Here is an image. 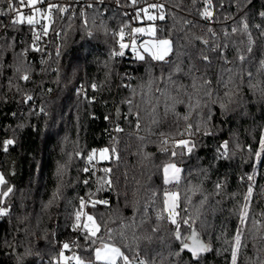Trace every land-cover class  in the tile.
I'll return each instance as SVG.
<instances>
[{"label":"trees","instance_id":"16d2710c","mask_svg":"<svg viewBox=\"0 0 264 264\" xmlns=\"http://www.w3.org/2000/svg\"><path fill=\"white\" fill-rule=\"evenodd\" d=\"M115 1L127 3V0H103L94 4L95 11L87 9L92 36L82 30L80 19H74L68 27L67 17L64 20L54 17V27L63 28L67 36L58 39L50 29L42 41L47 45L44 52L31 50L32 34L26 24L11 23L9 35L0 39V172L15 190L8 205L10 215L0 218V264H49V261L55 264L64 242L84 243L72 230L73 212L77 197L96 192L98 185L91 181L87 186L83 184L86 174L80 169L85 161L74 153L80 151L83 156L104 146L117 149L118 161L100 163L113 167L118 180L111 192L97 193V198L110 201L109 206L86 209L98 222L102 221V231L105 226L119 230L122 224L139 218L154 192L179 191L182 197H191L194 205L202 195H207L209 201L202 210V218L208 225L203 238L213 250L203 254V264H228L229 253L218 254L223 245L217 236L227 230L230 237L239 223L232 196L246 191L240 177L252 174L254 167L253 154L246 149L249 145L256 147L264 136V34H259L255 27L264 25L260 16L264 0H239V4L238 0H213L211 21H204L198 14L202 0L196 5L192 0H165L171 15L165 21L155 22L157 35L172 34L179 39L182 49L179 58L174 51L170 57L173 64L169 65L140 62L130 52L129 56L110 57V52L118 48L111 33L124 25L130 30L137 23L136 19L121 14L114 6ZM76 7L77 12L84 10ZM0 11L7 12V0L0 3ZM93 16L95 25L91 23ZM244 17L252 38L249 39V30L243 29V25L231 36L224 52L231 61L228 65L231 72L224 71L211 47L223 39L210 41L206 50L199 42L190 44L185 35L190 31L201 36L212 28L222 38L225 30L230 32L234 21ZM186 21L191 24L185 26ZM26 48L29 50L25 51ZM201 54L212 59L210 66L202 62ZM241 55L245 57L243 64L239 61ZM175 63L181 64L183 72L174 75L175 85H168L160 78L167 77ZM190 70V75L184 74ZM24 74L30 76L29 81L20 79ZM249 74L252 79H248ZM193 76L199 77L195 84ZM153 77L156 81L149 91L148 82ZM229 78L225 97L223 81ZM93 83L98 85L96 90L91 89ZM78 85L94 98L91 103L78 94ZM157 88L163 89L165 96ZM25 95H31L34 103H24ZM128 101L132 102L131 109ZM219 103L225 104L224 109L219 108ZM190 104L194 105L191 110ZM40 107L46 109V114H29L39 113ZM137 112L141 117L139 130ZM115 125L123 131L113 133L111 127ZM189 126L195 133L191 137L186 131ZM13 138L15 144L4 152L2 142ZM188 138L196 141V147L190 156L177 157L176 162L183 169L181 182L165 185L162 166L170 162L173 142ZM165 139L167 145L163 144ZM225 140L229 141L230 155L220 159L217 147ZM61 166L64 170L58 176ZM255 167L257 187L251 207L254 218L259 220L264 215V189H261L264 167L258 164ZM217 180L225 181L226 188L224 194L213 196ZM57 188L60 196L49 205ZM148 214L154 222L151 208ZM168 227L163 225L161 237ZM135 231L139 240L133 244L129 232L123 244L132 246L133 253L138 245L142 256L160 264L158 254L167 256L168 251L162 240L144 239L151 235L147 223ZM245 236L247 248L242 249L239 264H264V243L259 240L264 232H258L257 226L250 224ZM176 247V242H172V248ZM18 257L22 260L18 261ZM182 259L184 264H190V255L184 254Z\"/></svg>","mask_w":264,"mask_h":264},{"label":"snow or ice","instance_id":"6c2138e0","mask_svg":"<svg viewBox=\"0 0 264 264\" xmlns=\"http://www.w3.org/2000/svg\"><path fill=\"white\" fill-rule=\"evenodd\" d=\"M78 0H71V3L64 4L62 2H55V0H7V11L15 13L12 18V25L26 24L32 33L31 50L37 52H44L42 41L49 35L51 29L55 33L56 37L63 38L67 36V32L61 28L54 27L55 20H64L67 17L68 27H71L74 19H80L82 30L87 33L88 36H92L93 32L89 28V16L87 9L93 8L94 4L103 0H93L92 3H87L85 0L84 10L77 12L73 7V4ZM198 0H192L193 5H196ZM0 3H5V0H0ZM16 3L19 4V8L16 7ZM130 4L134 7L135 19L145 26L133 27L130 30L128 25L122 26L118 31L112 32L111 35L118 45L110 52V57H123L126 55V50H130L135 56V59L140 62L148 63V61H155L161 64H173L170 57L175 51L177 58L181 55L182 49L179 43V39L169 34L167 37L163 35L158 36V29L156 27V21H165L166 16H170L171 12L167 10L165 0H130ZM203 7L199 10L198 14L204 21H211L214 18V3L213 0H202ZM239 4V0H238ZM43 5V7H40ZM24 8L30 9L29 14L23 12ZM7 13L0 11V15H6ZM261 18H264V12L260 13ZM246 17L234 21L231 26L230 32L225 30L223 37L219 36L212 28H208L205 32H202L201 36H195L189 32L185 35L188 36L189 43L195 44L199 42L204 49L210 48V41H221L212 45L216 52L217 58L222 63L225 72H231V67L228 65L231 61L224 55L225 50L231 43V36L234 35L240 25H243V29L249 30V25L246 22ZM91 23L96 24L95 16L92 17ZM191 24V21H186L185 26ZM102 27H105L101 25ZM259 30V34H264V25L255 26ZM160 33L163 29H159ZM107 34V33H106ZM207 36V39L205 38ZM147 37V39H145ZM251 32L249 30V39L251 40ZM29 49L26 48L25 51ZM183 51H187L183 49ZM56 56L59 58L60 49L57 48ZM201 60L206 65L212 64V59L208 55L201 54ZM241 64L245 62V57L241 55L239 57ZM151 67V65H149ZM184 73L185 75H190ZM183 68L180 63H175L173 71L169 72L167 77H161L166 84L175 85L176 80L174 75L182 73ZM199 77L193 76V83ZM252 75L249 74L248 79H252ZM24 81H29L30 76L24 74L20 77ZM156 78H151L148 82L149 91H152L151 85L155 83ZM230 81H223L225 88L224 96H228V83ZM207 83L210 84L208 81ZM183 87V85H181ZM98 85L93 83L91 85L92 90H96ZM156 91L161 96H165L163 89L157 88ZM80 95L91 103L94 98L89 97L83 87L79 89ZM219 89H217V99H219ZM2 99V97H0ZM24 103L33 102L31 95L24 96ZM151 102V99H149ZM130 109L132 108V102L128 101ZM175 100L173 99L172 108L174 109ZM220 109H224L225 104H218ZM194 105H189L190 110ZM165 110H169L167 100L165 101ZM30 115L46 114V109L40 107L39 113L30 112ZM212 116V112H209V119ZM137 129L139 130L141 119L139 112L136 113ZM187 119V117H185ZM22 127V125H21ZM115 132L123 131L122 128L117 126L114 129ZM188 136L191 137L195 133L191 126L186 129ZM210 134V133H207ZM15 139H6L2 142V150L7 152L9 147L15 144ZM164 145L168 144V140L163 141ZM196 147V141L191 138L188 139H176L173 142V150L169 152V163L162 166V177L165 185H179L182 179L183 169L178 166L176 160L178 156H190ZM235 147H238L235 146ZM166 150L165 148L163 149ZM253 154V172L252 174H244L240 177L242 185H246V191L243 194H233L232 199L236 202L234 215L238 218V225L229 237L227 230L222 231L218 240L222 241V247L218 250V254L223 255L229 253L228 264H239V258L242 249L247 248V239L245 232L250 224L257 226L258 232H264V215L257 220L252 214V203L254 192L256 191L255 176L257 168L255 165L264 167V136H261L256 147L249 145L246 149ZM75 157L82 158L85 161V166L80 169L81 172L86 174V178L83 179L85 186L89 185L90 181L98 185L96 192H87L85 196L77 197L78 204L73 212L72 230L84 241L83 244L78 241H69L62 244V250L59 252L55 264H156V260H149L141 255V250H137L133 253L132 246L124 245L123 241L128 239V233H132L133 244L139 240L137 237L136 229H140L146 223L148 224L151 235L144 237V239L151 241L153 237L161 239L164 243L167 251V256L158 254L160 264H184L183 255H190V264H203V254L211 252L213 249L210 243L206 242L204 237L207 221L203 219V209L208 204L209 196L202 195L197 204L192 203V199L189 196H181L179 191H173L166 189L159 194L153 193L152 199L148 205L145 206L144 213L139 218H132L129 222L122 224L119 230H113L107 228L102 231V221L98 222L96 216L86 209H96L97 206H109L110 201L104 198H97L98 192H111L114 187V183L118 180L115 176L114 169L111 166H98L102 161H118L119 155L117 149L113 147H104L101 149H93L87 154L83 155L80 151L74 153ZM230 155L229 141L225 140L221 142L217 147V156L220 159H227ZM64 166L58 169V176L63 172ZM204 178L207 179L206 171ZM226 188V182L217 180L214 182L213 196H220L224 194ZM264 189V186H261ZM197 191H202L197 189ZM15 195L14 188L9 184L3 173H0V218L10 215L9 204L11 198ZM60 196V189L57 188L52 194V199L48 202L49 205L53 204ZM240 196V199H237ZM46 205L45 207H47ZM148 208H151L155 213L154 222L152 217L148 214ZM139 211V209H138ZM139 219V222H137ZM169 225L164 237L159 234L163 229V225ZM171 238L170 240L168 238ZM259 240L264 243V236H260ZM172 242H176L177 247L172 248ZM78 250V251H77ZM65 252H69L70 255H65ZM22 260V257H18V261ZM52 264V261H49Z\"/></svg>","mask_w":264,"mask_h":264},{"label":"built area","instance_id":"2783aa9c","mask_svg":"<svg viewBox=\"0 0 264 264\" xmlns=\"http://www.w3.org/2000/svg\"><path fill=\"white\" fill-rule=\"evenodd\" d=\"M55 2H62L64 4H69V3H71V0H55ZM92 2H93V0H87V3H92ZM76 6H79L81 9H84L85 0H78L77 3L73 4V7L77 10ZM114 6H115V8H118L120 10L122 15L135 19L134 7L130 4V0H127V3H124V4L120 3L119 1H115ZM16 7L19 8L20 6L18 5ZM40 7H43V5H41ZM23 12L26 14V13L30 12V9L24 8ZM6 13H7L6 15H3L0 17V39L5 38L9 35L10 24H11L13 16L15 15V13H11L8 11ZM30 33H31V31H30ZM42 45L44 47V50H46L47 45L45 43ZM129 52L131 53L130 50H126V55L129 56L130 55ZM39 61H42V59L39 58ZM80 88H81V86H79V85L76 87V89L78 91ZM116 127H117L116 125L111 127V131L113 133H115L114 129ZM95 149H99V148H95ZM98 166H102V164L100 163Z\"/></svg>","mask_w":264,"mask_h":264},{"label":"rangeland","instance_id":"374dc122","mask_svg":"<svg viewBox=\"0 0 264 264\" xmlns=\"http://www.w3.org/2000/svg\"><path fill=\"white\" fill-rule=\"evenodd\" d=\"M26 14H29V12L28 13H26ZM147 23H149V22H147V21H145L144 22V25H141L138 21H137V23H136V25L134 26V27H141V26H145ZM145 39H147V37H145ZM133 55V54H132ZM134 56V55H133ZM135 57V56H134ZM104 147H106V146H104ZM104 147H101V148H104ZM101 148H99V149H101ZM1 173V172H0ZM61 250H62V247H61ZM60 250V251H61ZM65 255H66V252H65Z\"/></svg>","mask_w":264,"mask_h":264}]
</instances>
